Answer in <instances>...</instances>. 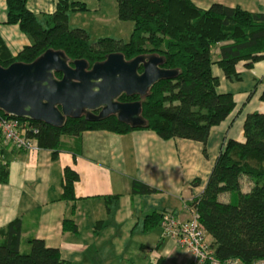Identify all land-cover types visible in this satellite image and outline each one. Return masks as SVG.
Returning a JSON list of instances; mask_svg holds the SVG:
<instances>
[{"label": "trees", "instance_id": "trees-1", "mask_svg": "<svg viewBox=\"0 0 264 264\" xmlns=\"http://www.w3.org/2000/svg\"><path fill=\"white\" fill-rule=\"evenodd\" d=\"M5 3L6 23L16 24L31 42L11 55L0 39L2 66L14 61L31 62L51 48L62 50L70 63L85 59L89 67L111 52H120L125 59L156 54L163 58L161 67L179 71L173 78L155 82L144 97L125 93L118 96L120 101L140 100L146 121L142 127L121 122L113 114L97 121L84 116L67 117L60 127L28 119L39 129L36 137L40 147L52 149L53 154L62 136L98 128L116 133L150 129L165 139L200 141L205 153L211 127L224 120L235 106L231 92L218 90L219 79L212 73V64L216 63L226 78L239 79V65L248 69L264 60V12L238 6L213 2L201 8L192 0H116L118 18L134 23L129 40L122 41L111 37L91 40L84 28L70 27V11L87 9L80 0H58L54 12L40 15L27 8L26 0ZM214 48L218 49L215 60ZM55 76L59 78L61 73ZM260 100L264 101V90ZM0 117L12 115L0 110ZM243 132L244 141L224 142L204 189L190 202L221 264L229 258L241 264L264 260V113H247ZM63 177V197L74 199L73 184L78 175L66 167ZM156 190L140 181L132 182V192ZM222 195L227 199L222 200ZM162 213L147 215L146 228L160 223ZM63 227L74 229L75 224L64 219ZM27 244L28 250L21 251L19 220L0 228V264H73L61 259L58 249L46 246L42 239L32 237Z\"/></svg>", "mask_w": 264, "mask_h": 264}, {"label": "crops", "instance_id": "crops-1", "mask_svg": "<svg viewBox=\"0 0 264 264\" xmlns=\"http://www.w3.org/2000/svg\"><path fill=\"white\" fill-rule=\"evenodd\" d=\"M57 1L26 0V6L40 15L54 12ZM192 1L201 8L219 2L264 12V0ZM0 39L11 55L31 42L16 24L6 23L5 0H0ZM217 51L213 49L214 60ZM211 69L219 79L218 90L231 92L235 106L211 127L205 153L200 141L165 139L143 128L126 133L86 129L64 135L55 154L42 147L19 149L5 143L0 134V228L19 220L21 251L28 250L27 240L34 237L57 248L60 258L73 264H191V254L173 239L162 238L160 223L146 228L145 217L171 210L188 219L187 208L204 189L224 142L244 141L247 113H264L260 100L264 60L248 69L239 65V79L226 78L216 63ZM66 167L78 175L74 199L63 197ZM134 180L157 190L132 192ZM64 219L73 220L75 228H64ZM206 238L210 242V236Z\"/></svg>", "mask_w": 264, "mask_h": 264}, {"label": "water", "instance_id": "water-1", "mask_svg": "<svg viewBox=\"0 0 264 264\" xmlns=\"http://www.w3.org/2000/svg\"><path fill=\"white\" fill-rule=\"evenodd\" d=\"M162 62L156 54L125 59L122 53L111 52L89 67L85 59L70 63L62 50L48 48L31 62L0 65V110L56 127L67 117L97 121L111 114L121 122L142 127L146 121L140 100L120 101L118 96L144 97L155 82L178 74V69L161 67ZM56 72L61 77H56Z\"/></svg>", "mask_w": 264, "mask_h": 264}, {"label": "built area", "instance_id": "built-area-1", "mask_svg": "<svg viewBox=\"0 0 264 264\" xmlns=\"http://www.w3.org/2000/svg\"><path fill=\"white\" fill-rule=\"evenodd\" d=\"M38 127L30 120H21L18 117H0V134L5 143L15 147L32 151L38 150L40 145L36 134ZM188 219H180L171 210H165L160 220L161 237L171 238L191 254V264H221L214 257L213 251L206 238V232L198 220V213L194 206L188 208ZM224 264H241L238 259H226ZM255 264H263L262 260Z\"/></svg>", "mask_w": 264, "mask_h": 264}, {"label": "rangeland", "instance_id": "rangeland-1", "mask_svg": "<svg viewBox=\"0 0 264 264\" xmlns=\"http://www.w3.org/2000/svg\"><path fill=\"white\" fill-rule=\"evenodd\" d=\"M86 7L84 12L69 15L70 27L85 28L91 40L100 37L129 40L134 23L132 20L118 18L116 0H91ZM221 198L225 200L227 196L222 195Z\"/></svg>", "mask_w": 264, "mask_h": 264}, {"label": "flooded vegetation", "instance_id": "flooded-vegetation-1", "mask_svg": "<svg viewBox=\"0 0 264 264\" xmlns=\"http://www.w3.org/2000/svg\"><path fill=\"white\" fill-rule=\"evenodd\" d=\"M95 113H97L98 112V110H96V111H94Z\"/></svg>", "mask_w": 264, "mask_h": 264}]
</instances>
